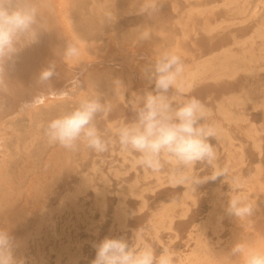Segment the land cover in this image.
Here are the masks:
<instances>
[{"label": "rangeland", "instance_id": "374dc122", "mask_svg": "<svg viewBox=\"0 0 264 264\" xmlns=\"http://www.w3.org/2000/svg\"><path fill=\"white\" fill-rule=\"evenodd\" d=\"M77 1L78 28L91 52H104L111 36L127 39L128 47L154 40L148 43L154 53L171 50L181 57L185 71L179 87L209 109L205 123L216 129L210 142L216 168L224 175L194 190L191 183L212 175L213 168L197 164L184 170L185 183L174 184L169 165L152 173L136 164V154L121 149L113 130L133 118L130 100L151 90L149 84L139 89L136 82L130 86L133 92L128 89L120 96L99 86L102 102L110 105L95 120L109 141L102 153L84 144L76 151L65 150L50 143L45 133L50 120L81 98L42 106L32 116L13 115L0 131V228L15 238L16 258L24 264H91L94 245L105 237L148 244L157 254L167 249L173 264H224L240 241L260 250L264 0H131L130 5L129 0ZM127 59L115 57L118 63ZM237 193L255 202L249 219L226 212L229 196ZM230 259L237 264V257Z\"/></svg>", "mask_w": 264, "mask_h": 264}, {"label": "clouds", "instance_id": "9594fccd", "mask_svg": "<svg viewBox=\"0 0 264 264\" xmlns=\"http://www.w3.org/2000/svg\"><path fill=\"white\" fill-rule=\"evenodd\" d=\"M38 10L34 0H0V72L3 65L14 62L23 48L38 41ZM68 61L81 55L75 40L66 43L63 52ZM185 66L179 55L171 50L155 52L147 80L151 90L134 94L130 108L134 116L113 131L122 150L136 154V164L152 173H159L167 164L172 169V182L187 181L184 170L197 164L214 169L209 177L195 180L190 187L223 177L216 168V151L210 142L216 136L214 126L205 123L209 109L195 96H188L179 87ZM54 66L41 70L40 79L49 80ZM61 99L65 96L61 95ZM110 111L100 94L89 90L70 111L47 123L45 133L52 144L68 151H76L80 144L102 153L108 150L95 120ZM179 173V175H177ZM255 202L239 193L229 196L226 212L240 220L249 219ZM136 232L134 233V236ZM17 243L8 229L0 228V264H24L15 256ZM95 258L91 264H173L172 253L164 249L159 254L148 244L139 246L124 237H105L94 245ZM264 264V251L237 242L224 257V264Z\"/></svg>", "mask_w": 264, "mask_h": 264}, {"label": "bare ground", "instance_id": "6f19581e", "mask_svg": "<svg viewBox=\"0 0 264 264\" xmlns=\"http://www.w3.org/2000/svg\"><path fill=\"white\" fill-rule=\"evenodd\" d=\"M131 2L133 3V1ZM34 3L38 10V41L23 48L15 57L14 62L5 63L2 72H0V131L5 127L6 118L11 120V116L16 118L17 115L22 114L32 116L31 114L37 109H41L42 106L49 107L54 103L83 98L89 90L97 92L100 85L106 86V94L114 90L119 96L128 89L131 90L130 86L136 82L139 89L147 88L148 68H145V65L149 61H153L155 54L151 49L153 44L149 45L148 43L154 40H150L147 44H141V41V45L133 44L128 47L127 39L122 38L123 40L117 41L110 36L108 44L106 43L107 47H105L107 49L104 52L100 53L98 48L91 52L86 38L78 28L76 10L79 2L77 0H34ZM131 11L133 10L131 9ZM142 32H145L144 29ZM70 40L78 42L81 49V55L72 61L66 60L63 55L64 47ZM145 40L148 41V38ZM153 47L154 50L158 48V46ZM115 52L119 56L122 54L127 57L128 62H116L115 57L118 55ZM52 66H54L53 76L49 80H41V70ZM61 95H64L65 98L61 99ZM63 112L61 111V114ZM260 250L264 251V243Z\"/></svg>", "mask_w": 264, "mask_h": 264}]
</instances>
